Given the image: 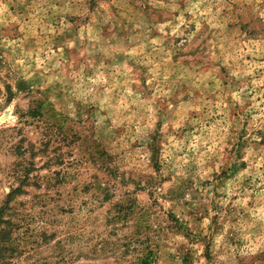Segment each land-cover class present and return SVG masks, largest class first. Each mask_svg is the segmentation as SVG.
Returning a JSON list of instances; mask_svg holds the SVG:
<instances>
[{"label": "rangeland", "instance_id": "rangeland-1", "mask_svg": "<svg viewBox=\"0 0 264 264\" xmlns=\"http://www.w3.org/2000/svg\"><path fill=\"white\" fill-rule=\"evenodd\" d=\"M0 264H264V0H0Z\"/></svg>", "mask_w": 264, "mask_h": 264}]
</instances>
